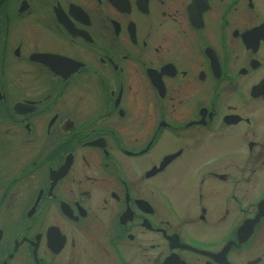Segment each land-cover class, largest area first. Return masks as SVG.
<instances>
[{"label": "flooded vegetation", "instance_id": "obj_1", "mask_svg": "<svg viewBox=\"0 0 264 264\" xmlns=\"http://www.w3.org/2000/svg\"><path fill=\"white\" fill-rule=\"evenodd\" d=\"M0 264H264V0H0Z\"/></svg>", "mask_w": 264, "mask_h": 264}, {"label": "rangeland", "instance_id": "obj_2", "mask_svg": "<svg viewBox=\"0 0 264 264\" xmlns=\"http://www.w3.org/2000/svg\"><path fill=\"white\" fill-rule=\"evenodd\" d=\"M157 149H159V147Z\"/></svg>", "mask_w": 264, "mask_h": 264}]
</instances>
